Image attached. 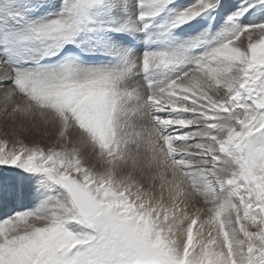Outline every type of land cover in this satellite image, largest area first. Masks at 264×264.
<instances>
[{"label": "snow or ice", "instance_id": "1", "mask_svg": "<svg viewBox=\"0 0 264 264\" xmlns=\"http://www.w3.org/2000/svg\"><path fill=\"white\" fill-rule=\"evenodd\" d=\"M0 264H264V0H0Z\"/></svg>", "mask_w": 264, "mask_h": 264}]
</instances>
